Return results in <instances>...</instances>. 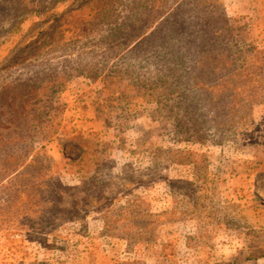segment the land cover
<instances>
[{"label": "rangeland", "instance_id": "obj_1", "mask_svg": "<svg viewBox=\"0 0 264 264\" xmlns=\"http://www.w3.org/2000/svg\"><path fill=\"white\" fill-rule=\"evenodd\" d=\"M231 1L0 0V131L54 201L0 184V264H264V0Z\"/></svg>", "mask_w": 264, "mask_h": 264}, {"label": "trees", "instance_id": "obj_2", "mask_svg": "<svg viewBox=\"0 0 264 264\" xmlns=\"http://www.w3.org/2000/svg\"><path fill=\"white\" fill-rule=\"evenodd\" d=\"M205 23L210 27L208 22ZM197 28L199 27L197 26ZM221 33L222 31L220 29L212 28L206 31H204V29L201 31L196 29L192 34L193 38L197 41L201 38L205 42H211L213 44L220 39ZM200 61L195 56L193 63L196 64ZM196 69L197 68H194V70ZM37 142L35 134H27V132L20 133L19 131H7V133L4 134L0 131V184L7 181L6 185L2 186V191L10 190L9 197L11 201H13L12 203H15V201L22 196H26V194L28 196H40L46 203L54 202L51 198H47L48 194L52 192L48 190H34L38 189V187L48 189L53 181L51 171L53 163L48 158L41 157L34 152ZM18 185L19 187L26 185L30 190H26L25 188L15 189L14 187ZM87 191L88 189L85 186H80L77 188V194L71 195L75 196L78 200L72 201L73 208L75 204L77 206L80 205L81 202L86 205L94 206V202H92L94 198H90L91 195L87 193ZM56 196L58 200H64L63 193L59 192Z\"/></svg>", "mask_w": 264, "mask_h": 264}, {"label": "crops", "instance_id": "obj_3", "mask_svg": "<svg viewBox=\"0 0 264 264\" xmlns=\"http://www.w3.org/2000/svg\"><path fill=\"white\" fill-rule=\"evenodd\" d=\"M244 1H247V0H244ZM251 2H252L251 5L246 6L244 8H240L239 5L236 6V1L235 0H232L231 1V6H230V9L229 10L232 13L238 12L240 14H251V13H253L256 4L258 3V0H252V1H250V3ZM260 3H261V1H260Z\"/></svg>", "mask_w": 264, "mask_h": 264}]
</instances>
